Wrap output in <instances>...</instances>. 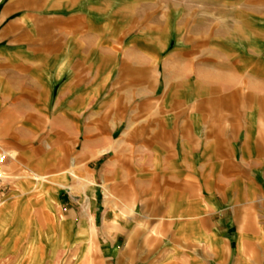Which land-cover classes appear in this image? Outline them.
<instances>
[{
	"label": "crops",
	"instance_id": "0c3cea01",
	"mask_svg": "<svg viewBox=\"0 0 264 264\" xmlns=\"http://www.w3.org/2000/svg\"><path fill=\"white\" fill-rule=\"evenodd\" d=\"M0 264H264V0H0Z\"/></svg>",
	"mask_w": 264,
	"mask_h": 264
},
{
	"label": "built area",
	"instance_id": "2783aa9c",
	"mask_svg": "<svg viewBox=\"0 0 264 264\" xmlns=\"http://www.w3.org/2000/svg\"><path fill=\"white\" fill-rule=\"evenodd\" d=\"M7 159H6V154H0V184L3 181V176H2V172H3V166L6 163Z\"/></svg>",
	"mask_w": 264,
	"mask_h": 264
},
{
	"label": "rangeland",
	"instance_id": "374dc122",
	"mask_svg": "<svg viewBox=\"0 0 264 264\" xmlns=\"http://www.w3.org/2000/svg\"><path fill=\"white\" fill-rule=\"evenodd\" d=\"M2 174H3V176H4V173L2 172ZM4 178H5V176H4Z\"/></svg>",
	"mask_w": 264,
	"mask_h": 264
},
{
	"label": "bare ground",
	"instance_id": "6f19581e",
	"mask_svg": "<svg viewBox=\"0 0 264 264\" xmlns=\"http://www.w3.org/2000/svg\"><path fill=\"white\" fill-rule=\"evenodd\" d=\"M5 154V153H4ZM2 176H3V174H2ZM3 178H4V176H3Z\"/></svg>",
	"mask_w": 264,
	"mask_h": 264
}]
</instances>
